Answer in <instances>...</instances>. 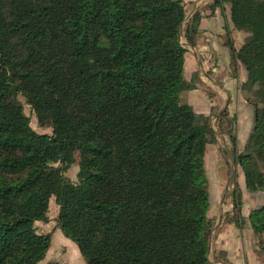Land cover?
Here are the masks:
<instances>
[{
    "label": "trees",
    "instance_id": "trees-1",
    "mask_svg": "<svg viewBox=\"0 0 264 264\" xmlns=\"http://www.w3.org/2000/svg\"><path fill=\"white\" fill-rule=\"evenodd\" d=\"M227 6L250 34L230 47L255 108L236 158L247 190L264 193V0L210 9ZM201 17L186 22L183 0H0V264L46 258L52 237L36 225L53 197L87 264H210L213 130L180 98L183 27L194 45ZM19 95L52 135L33 129ZM77 153L75 183L65 172ZM248 219L264 234V205Z\"/></svg>",
    "mask_w": 264,
    "mask_h": 264
},
{
    "label": "crops",
    "instance_id": "crops-1",
    "mask_svg": "<svg viewBox=\"0 0 264 264\" xmlns=\"http://www.w3.org/2000/svg\"><path fill=\"white\" fill-rule=\"evenodd\" d=\"M183 1L186 7L190 6L196 11L195 13L198 12L202 16L195 44L190 45L185 36L188 47H185L187 53L184 78L190 88L182 94V98L185 97L183 99L193 106L197 113H205L211 117L210 124L217 145L207 149L206 170L209 169L207 161L210 151L216 152L217 159L212 168L214 170L222 153H226L230 148L234 149L235 169L242 170L236 156L243 152L241 150L247 145L253 131L255 108L249 96L243 93V87L248 79L247 69L243 64L233 62L230 45L236 49L241 48L247 34L234 28L229 6L223 9L216 8L213 11L210 9L213 0ZM187 67H190L192 72L189 80L187 76L185 77ZM213 119L215 123H212ZM233 138H236V144ZM241 179H243L242 187L246 189L244 174H241ZM226 189L221 188V199ZM244 197L247 206H249L247 202L252 201L254 206L264 205L263 192L251 194L246 190ZM258 201L261 204L258 205ZM246 209L247 207L244 210L248 211ZM249 213L242 215L243 219L239 218V223L235 219L229 223L226 221L227 216L221 224L220 220L216 221L221 225L219 235L221 241L224 240L221 257L224 256L226 264H264L262 249L264 234L254 232L248 219ZM231 215L233 216L232 213Z\"/></svg>",
    "mask_w": 264,
    "mask_h": 264
},
{
    "label": "rangeland",
    "instance_id": "rangeland-1",
    "mask_svg": "<svg viewBox=\"0 0 264 264\" xmlns=\"http://www.w3.org/2000/svg\"><path fill=\"white\" fill-rule=\"evenodd\" d=\"M186 10H187L186 22H187L190 18H192V16L195 14L196 11L193 10V8H191L190 6L186 7ZM185 29H186V26L183 27L181 42L187 48L188 45H187V41L185 38ZM245 33L247 34V37H246L247 39L250 36V34L247 32ZM246 39L244 40V44L246 42ZM185 68H186V65H185ZM191 73L192 72L190 70V67L189 68L187 67L185 77L187 76L188 80L191 77ZM249 88L250 86L248 84V79H247V81L245 82V86L243 87V93H245L247 97L252 95L251 94L252 92L248 91ZM184 92L186 91H183L182 94H184ZM182 94L180 97L181 102L187 104L188 102L183 99L185 97L182 98ZM253 98H254L253 96L249 97V100L251 103L253 102ZM19 100L24 106L25 114L30 118L31 126L33 127V129L39 134L52 135L53 134L52 126L51 125L50 126L41 125L37 117V114L33 110L32 106L27 103L26 98L23 97L22 95H19ZM191 107L193 108V106ZM197 115L201 117V120L203 122L208 121L210 124V118H211L210 115L205 114V113H197ZM214 121L215 120L213 119L212 123H215ZM215 126L217 127V125ZM219 131H221L220 128H219ZM215 144L217 145V141H216L215 133L213 132V135H211L209 138L207 149H210V147L214 146ZM246 146H244L241 151L245 152ZM233 150L234 149L230 148L229 150H227L226 153H222L221 158L218 161L217 165L215 166L214 170L212 168H213V164L215 163L217 159L215 155L216 152L210 151L208 155L209 161H207V166L209 164V169L206 170V178H207V188L209 191V201L211 205L210 210L208 212V217L210 220V228H211L210 234H209V242H210L209 251L210 252L208 256L210 264H226L227 262L223 255L221 257V252H223L221 248H222L224 240L221 241V237L219 235V227L221 226L220 224L222 223V220L226 218L227 216L226 221L231 222L233 219L243 217L242 215H244L245 213L248 214V212L253 211L257 207V206H254L255 204L253 201L247 202L249 206H247L245 203L244 192H246L247 188L245 189L244 187L243 189L242 187L243 186V181H242L243 179H241V174H243L242 170L235 169L236 163L234 162V159H233V152H234ZM80 160H81L80 155L77 153L76 163H74L65 172V175L71 181L75 183L79 181L78 174L80 170V167H79ZM57 166H60V165L58 164ZM228 170H229V174H228ZM221 188H224V189L227 188L222 195V199L220 196ZM257 204L258 205L261 204L260 201H258ZM246 207H247L246 210L248 211L244 210V208ZM228 209H229V212H228ZM58 211H59V208L56 203V199L55 197H53L50 202L48 222L46 223L39 222L36 225L37 231L43 234H50L52 237V246L49 252L47 253L46 258L41 262V264H53V263L87 264L85 259L82 258L78 246L74 242H72L70 239L66 238L64 234L62 233V231L58 228V224H57V218H58V213H59ZM231 213L233 214V216L231 215ZM218 220H220L219 222L220 224L216 222ZM263 246H264V243H263Z\"/></svg>",
    "mask_w": 264,
    "mask_h": 264
}]
</instances>
